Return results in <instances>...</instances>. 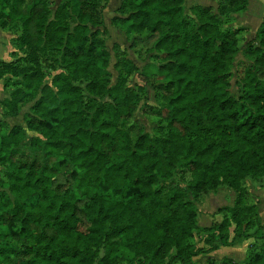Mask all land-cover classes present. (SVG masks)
Instances as JSON below:
<instances>
[{"label":"trees","instance_id":"obj_1","mask_svg":"<svg viewBox=\"0 0 264 264\" xmlns=\"http://www.w3.org/2000/svg\"><path fill=\"white\" fill-rule=\"evenodd\" d=\"M58 1L0 0V30H18L21 51L0 62L12 90L2 117L30 105L27 129L0 121V264H195L249 240L241 264H264V219L243 186L264 179V18L241 51L244 29L223 26L248 0L189 16L186 0H121L111 23L139 58L158 61L153 80L140 75L153 108L145 87L129 86L139 71L123 51L111 82L107 0ZM48 62L58 72L45 83ZM140 103L164 122L153 137L132 121ZM178 171L185 188L172 181ZM221 188L233 205L199 228L197 206Z\"/></svg>","mask_w":264,"mask_h":264},{"label":"rangeland","instance_id":"obj_2","mask_svg":"<svg viewBox=\"0 0 264 264\" xmlns=\"http://www.w3.org/2000/svg\"><path fill=\"white\" fill-rule=\"evenodd\" d=\"M53 7L58 4V0H53ZM263 1L264 0H249V11L247 14L241 15L238 18H231L227 25L223 26V29L226 28H242L244 29L243 32V40L239 43V49L244 47V45L250 41L253 38L254 35V27L252 25L256 24L258 22V18L260 17L261 13V7L257 5L256 2ZM194 2H198V6H202L206 3L205 0H192L185 4V15L189 16L188 8ZM119 0H107L106 7L102 13L103 16V22H104V28L108 32L109 38L106 42V47L108 49L109 55H110V66H109V73L111 74V82L112 84L115 82V79L118 75V69L114 67L116 60H115V54L118 51H123L125 56L132 62V64L135 65V67L138 69V73L128 79L129 86L133 89H135L137 86H143L146 89V102L149 106L156 108L157 103L154 98V86L150 84L144 83L140 75L142 77H145L148 79V81L153 80L154 74L156 72V68L158 66V61L151 58H139L132 50L129 49V46L132 41V37L128 38L124 35L122 29L116 25L111 23V19L115 16V10L118 8ZM120 4V3H119ZM215 4V3H214ZM215 9V5L213 7ZM260 20V19H259ZM4 33H0V52L2 50H5L6 56L4 57L5 61H14L17 58L21 56L20 49L18 50L17 46L15 45V39L19 35L18 30L16 32L12 31H3ZM10 46L12 49H10ZM113 46H116L117 48H113ZM12 51V52H10ZM20 51V52H19ZM239 61H243V58L241 55H238L236 58V62L234 63V66L232 68V78L230 81V94L236 96L237 94V88L235 87V82L238 79L239 75L237 73L240 71L238 66L236 65ZM50 66H49V65ZM48 64H45L44 66V81L45 83H50L51 77L53 74L58 72L57 69L54 68V65L48 62ZM50 67V68H49ZM49 68V69H48ZM54 70H50V69ZM2 81L0 82V101L5 97L4 93H10L12 90L9 89L8 91L3 92L2 91ZM142 103H140L139 108L135 112L132 121H139L145 132L153 137L156 135L157 130L160 126L164 124V122L161 120L158 116H149L142 113L140 106ZM30 106V105H29ZM29 106L24 107L18 115L15 116H8L6 118L2 117V113L0 110V121L6 123L7 128H14V127H22L24 129H27V125L23 119V115L28 111ZM28 135H33L32 133H28ZM173 183L181 188L186 187L187 181H189V177L187 175H183L181 172H176L173 177ZM245 190L247 191L248 198L251 203L255 204L258 208L259 212V219L262 222L264 219V179L254 182L251 180H246L243 184ZM236 198V195L225 188L218 189L215 193L210 194L206 196L203 201L197 206L198 214L196 218V224L199 228H206L210 227L213 224L216 223V217H218V222L220 221L221 216L216 215L217 210L222 207H229L232 206L234 203V200ZM217 222V223H218ZM202 238H200V235H196L194 237L193 243L195 247H202L203 244L201 243ZM250 242H241L238 244L237 248L229 249V248H221L219 249L214 257L212 258L216 259V261H220L221 259L225 257H229L233 262H240L244 258L245 251L247 248V245ZM210 255H204L201 257H198L194 260L195 264H206V262L209 259H212Z\"/></svg>","mask_w":264,"mask_h":264},{"label":"crops","instance_id":"obj_3","mask_svg":"<svg viewBox=\"0 0 264 264\" xmlns=\"http://www.w3.org/2000/svg\"><path fill=\"white\" fill-rule=\"evenodd\" d=\"M191 2L192 0H186L185 1V4L186 3H188V2ZM206 1V3H208V4H204V5H202V7H214V1L213 0H205ZM119 3H121V0H119ZM118 3V5H120ZM198 2H194V4H192L191 6H189V8H191V7H193V6H198V4H197ZM257 3V5L259 6V7H261V13H260V17L258 18V22L256 23V24H254V25H252V27H254V34H255V31H256V29L258 28V26H259V24L262 22V20H263V18H264V2L263 1H258V2H256ZM185 4H184V6H185ZM249 4H250V2H249V0H248V4H247V8H246V11L245 12H243V13H240V14H234V15H232V17L231 18H238L239 16H241V15H244V14H247V12L249 11V9H250V7H249ZM119 7V6H118ZM188 8V9H189ZM216 8V7H215ZM248 15V14H247ZM260 19V20H259ZM230 20H232V19H230ZM233 29H237V28H233ZM0 33H4L3 32V30H0ZM242 36H243V33H242ZM253 38H254V35H253ZM252 38V39H253ZM251 39V40H252ZM250 40V41H251ZM10 49H12L11 48V46H10ZM10 52H12V51H10ZM4 57H7L6 56V53H5V50H2V52H0V62H5V63H8V62H11V61H5V59H4ZM2 88V91L3 92H5V91H8V90H4L3 89V87H1ZM11 93V92H10ZM10 93H4L5 94V97L2 99V100H4V99H7V98H9V95H10ZM1 100V101H2ZM216 223L218 222V217H216ZM220 221H221V218H220ZM219 221V222H220ZM218 222V223H219ZM244 242H250L248 245H247V247L251 244V240H249V241H243V243ZM240 244V243H239ZM238 247V244L236 245V246H234L233 248H237ZM233 248H229V249H233ZM221 249V248H220ZM246 251H247V248H246ZM246 251H245V255H244V258L242 259V261L245 259V256H246ZM217 252V251H216ZM216 252H213V253H210L209 255L211 256V258H212V256L214 257V255L216 254ZM225 258H228V259H230L229 257H225ZM213 260H216V259H214V258H212ZM231 260V259H230ZM233 261V260H232ZM242 261L240 262V263H242ZM235 263H237V264H239V262H235Z\"/></svg>","mask_w":264,"mask_h":264}]
</instances>
